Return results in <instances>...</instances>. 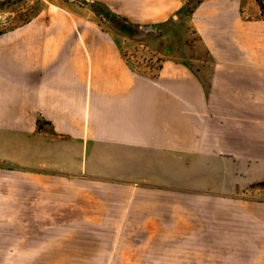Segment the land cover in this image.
<instances>
[{"label":"crops","instance_id":"0c3cea01","mask_svg":"<svg viewBox=\"0 0 264 264\" xmlns=\"http://www.w3.org/2000/svg\"><path fill=\"white\" fill-rule=\"evenodd\" d=\"M87 1L134 25L183 6ZM74 4H50L0 37V264L164 261L185 241L175 205H233L203 204L197 179L227 193L232 162L264 145V20L250 29L240 0L210 5L207 33L197 28L203 88L205 72L178 58L157 75L139 72L102 15ZM220 226L226 242L227 218Z\"/></svg>","mask_w":264,"mask_h":264},{"label":"rangeland","instance_id":"374dc122","mask_svg":"<svg viewBox=\"0 0 264 264\" xmlns=\"http://www.w3.org/2000/svg\"><path fill=\"white\" fill-rule=\"evenodd\" d=\"M68 1L0 0V37L27 24L50 4L65 5ZM73 1L78 4H74L78 10L89 8L102 15L98 19L99 26L112 32L115 41L126 43L130 51L126 50L124 57L139 72L157 75L163 69V63L174 57L193 64L188 67L190 69L205 72L202 74V87L207 88L208 51L197 28L207 33L210 5H213L212 9L217 8L219 0H182L183 6L171 13L165 22L144 25H134L102 4L93 5L87 0ZM240 1L242 22L250 29L258 21L264 20V0ZM251 32L253 30H249ZM194 60L201 63H192ZM200 120L208 122V113L202 112ZM243 149L247 150V147ZM246 153L250 160L232 162L227 193L214 192L210 179L203 175L197 179L199 188L192 191L193 196L199 197L202 203L216 197L232 201L233 205H175L180 213L179 219L184 218V225L179 224V230L183 227V234L179 233L178 237L183 236L185 241L174 243L179 246L176 256L164 261L154 259L153 264H264V145L248 147ZM225 218L228 223L226 242L219 241L220 237L224 239V226H220V223ZM211 221L217 222V231L214 232L213 227V233ZM214 238L217 241H212ZM106 261L111 264H132L135 258L113 257Z\"/></svg>","mask_w":264,"mask_h":264}]
</instances>
